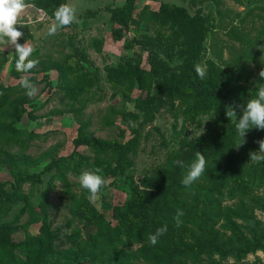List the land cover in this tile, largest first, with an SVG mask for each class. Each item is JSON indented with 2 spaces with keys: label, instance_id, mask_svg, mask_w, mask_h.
<instances>
[{
  "label": "rangeland",
  "instance_id": "rangeland-1",
  "mask_svg": "<svg viewBox=\"0 0 264 264\" xmlns=\"http://www.w3.org/2000/svg\"><path fill=\"white\" fill-rule=\"evenodd\" d=\"M28 1L18 17L23 26L14 27L23 32L18 43L28 41L34 49L30 58L37 65L27 73L17 71L15 49L0 43V185L8 194L0 197V264H12L14 253L28 254L11 245L38 242L45 216L56 235L47 264H157L155 254L161 251L158 257L165 258L177 247L199 249L170 264H264L262 250L246 251L256 245L253 236L264 244V161L249 157L259 150L256 141L264 134L253 129L243 145L236 148L242 142L238 135L233 145L237 169L249 171L250 181L256 178L248 193L239 199L225 194L218 209L197 203L216 245H243L241 254L221 258L207 252L203 232H172L168 223L144 228L155 233L167 226L155 246L145 238L127 240L120 223L135 192L155 198L185 148L214 138L232 123L217 108L198 111L170 95V77L181 74L186 54L194 53L195 65L206 67L207 74L222 75L238 113L240 105L256 97L264 84L258 76L264 68V0H135L121 41L111 32L118 28L114 15L124 0H65L75 8L77 22L51 36L55 9H39ZM176 8L187 16L182 27L168 17ZM153 60L161 71L153 69ZM130 73L135 76L126 79ZM24 79L36 86L31 97L22 87ZM17 106L24 109L20 121L13 120ZM81 125L89 144L75 148ZM70 155L82 160L63 179L43 174L52 160ZM206 162V168L218 165ZM97 168L109 184L91 202L78 177ZM37 174L41 182L18 183L19 177ZM16 188L17 199L11 200ZM179 196L183 212L190 213L195 192ZM85 199L101 217L100 226L81 209ZM226 209L242 211L247 219L229 220Z\"/></svg>",
  "mask_w": 264,
  "mask_h": 264
},
{
  "label": "trees",
  "instance_id": "trees-1",
  "mask_svg": "<svg viewBox=\"0 0 264 264\" xmlns=\"http://www.w3.org/2000/svg\"><path fill=\"white\" fill-rule=\"evenodd\" d=\"M28 2L46 11L52 8L56 10L58 6L65 4V0H30ZM134 2L135 0H124V4L114 15L118 28H115L111 32V35L115 41H121L123 39L124 32L131 22ZM168 17L178 27H182L187 21V16H185V13L179 8H176L174 12L168 11ZM190 21L192 24H197L196 19H190ZM16 59L17 58L13 61L14 66ZM195 61L194 53H189V55L186 54L181 74H173L170 77L168 85L170 95L176 99H181L183 103H191L193 108L198 111L206 112L212 108H217L226 117V107L233 105V101L230 94L225 91V80L222 78L221 74L216 73L207 74L205 79L201 80L194 70ZM151 63L153 69L162 70V67L154 60ZM132 75L135 76V73L127 74L126 79L130 78ZM113 76L114 78H118L117 73H114ZM181 86L185 89L179 94L178 91ZM23 114V107L17 106L13 113V120L20 121ZM227 120L230 121L229 119ZM10 130L14 133L17 131L13 126L10 127ZM85 130V125L79 127L77 137L73 141L75 148L87 146L89 144ZM253 130L264 134V130ZM236 135L235 124L232 122L225 132L214 138H201L197 145L185 148L187 153L181 158V160L184 161L185 167L181 168L177 165L175 166V171L171 175V178L167 180L164 186L157 188L158 193L155 195V198H142L140 193L135 192L129 204L127 218L120 219L121 225L125 228L124 237L127 238V240L131 237L135 239L145 238L148 240V236L154 234V232H146L144 228L161 226L168 223V227L172 232L185 228H187L185 230L190 232H203L209 244L207 252L216 253L221 256V258L241 254L242 250L240 249L243 248V245H241L240 248L228 247L229 245L224 247L216 245L214 232L203 222L202 214L197 205L198 202H201L207 208L218 209L221 201L225 198L223 197L225 194L228 199H239L248 193L249 188L255 182L256 178L254 177L251 181L248 180V177L250 178L252 176L249 171L242 173L235 165L233 145ZM197 151L205 156L206 161L211 163L217 162L218 165L206 168L204 174L196 182L190 187H186L181 181L187 172V166L195 159ZM80 160H82V158H73L71 155L52 160L43 170V174L52 173L55 177L63 179L66 170L69 167H77L80 165ZM219 161L221 164H219ZM261 177H264V172H262ZM260 180L264 182V179ZM21 181L41 182L38 174L23 178L19 177L18 183ZM16 191L17 188L14 191L15 194L11 195V200L17 199ZM183 192H195V197L192 198L190 204V213L183 212L182 206L184 203L179 196ZM0 197H8L7 192L3 191L2 185H0ZM81 209H83L91 219L92 222L90 223L100 226L101 217L96 213L93 207L88 204L86 199L82 201ZM225 212L229 220L233 218L247 219V216H245L242 211L234 213L232 209H226ZM178 223L179 226H177ZM233 227H235V224ZM233 227H231V229L236 233ZM40 234L41 238L38 242L31 244L22 243L21 245L15 243H12V245L10 244L12 248L18 247L27 249L28 251V254L24 257L14 253L11 258L12 264H47V259L53 251V243L56 239V235L50 229V223L46 216L40 226ZM118 237H120V235ZM88 238H90L89 235ZM253 240L257 241L256 245L253 248H246V251L253 252L255 250H262L264 252V244L261 239H257V237L253 236ZM177 248L178 249L174 252L175 254L169 253V256L165 258L158 257V254H162V252L159 251L155 254L157 258L160 259L157 260L156 263H174V261L182 259V256L191 255V253L193 254L199 249L186 250L181 247ZM246 253L247 252L244 254Z\"/></svg>",
  "mask_w": 264,
  "mask_h": 264
},
{
  "label": "clouds",
  "instance_id": "clouds-1",
  "mask_svg": "<svg viewBox=\"0 0 264 264\" xmlns=\"http://www.w3.org/2000/svg\"><path fill=\"white\" fill-rule=\"evenodd\" d=\"M28 7L29 5L26 3V0H0V43H4L6 46H11L15 49L17 57L15 68L17 71L24 73L29 72L38 63L37 60L30 58L34 49L28 41L23 45L18 43L19 39L23 36V32L14 27L18 24L23 26L18 22V17ZM53 15L54 21L48 28V35L50 36L55 35L59 29L77 22L75 8L67 4L58 6ZM194 70L201 80L205 79L207 75L206 67L197 64L194 66ZM258 76L264 80V68L259 71ZM22 87L26 90V95L29 97L37 91L36 86L28 79L23 80ZM236 107L234 105L227 106L225 115L227 119L235 124L237 135L242 141L236 146V148H239L246 142L244 137L249 130H264V84L256 91L255 98L249 99L246 105L239 106V113ZM256 143L259 145V150L250 152L249 157L251 162L259 163L264 161V139L257 140ZM206 163L205 156L197 151L195 159L187 166V172L181 183L186 187H190L204 174ZM173 164L181 168L185 167L182 160H174ZM100 171L99 168L93 171H84L78 177L80 186L88 192V199L91 202L98 200L100 190L109 184V180L99 174ZM177 226H179V223ZM166 231L167 226L165 225L162 228H158L154 234H150L148 236L149 244L155 246L158 243L159 237Z\"/></svg>",
  "mask_w": 264,
  "mask_h": 264
}]
</instances>
